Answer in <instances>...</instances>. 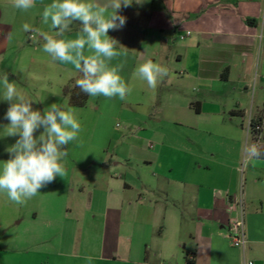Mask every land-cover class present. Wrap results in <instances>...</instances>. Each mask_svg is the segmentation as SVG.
Returning a JSON list of instances; mask_svg holds the SVG:
<instances>
[{"label": "crops", "instance_id": "crops-1", "mask_svg": "<svg viewBox=\"0 0 264 264\" xmlns=\"http://www.w3.org/2000/svg\"><path fill=\"white\" fill-rule=\"evenodd\" d=\"M49 3L24 12L0 0V77L20 92L36 72H51L63 90L79 78L74 66L40 54L38 33L22 30L27 23L52 34L42 22ZM118 12L126 23L108 35L127 55L111 63L124 62L120 74L144 119L156 109L157 120L189 130L180 163L162 161L165 136L155 133V152L126 156L145 162L143 180L108 168L79 185L75 214L58 217L49 205L42 219L33 211L7 221L0 264H88V255L91 264H264V159L246 151L255 143L249 124L262 116L264 125V0H132ZM149 59L169 69L156 88L135 74ZM256 144L264 146V134ZM241 205L245 250L230 239Z\"/></svg>", "mask_w": 264, "mask_h": 264}, {"label": "clouds", "instance_id": "clouds-1", "mask_svg": "<svg viewBox=\"0 0 264 264\" xmlns=\"http://www.w3.org/2000/svg\"><path fill=\"white\" fill-rule=\"evenodd\" d=\"M131 3L132 0H51L43 8L42 22L55 31L49 34L27 23L22 30L38 33L44 41L43 51L53 61L70 64L81 73L75 86L82 92L123 101L132 90L120 74L125 65L111 62L127 53L117 48L118 41L108 33L123 28L126 18L118 10ZM35 6L36 0H12L16 10L27 12ZM74 22L80 24L76 36L64 38ZM135 74L149 88H156L169 76V69L149 59L136 67ZM0 99L9 102L4 117L10 122L7 136L19 137L6 149L10 158L0 161V192L6 193L11 202L23 205L57 176L64 177L62 161L68 155L64 146L78 140L81 125L72 111L64 110L60 104H52L43 113L34 110L33 100L9 81L7 73L0 77ZM41 128L39 136L34 135ZM246 151L249 158L264 156L256 143ZM84 259L91 264L94 258L88 255Z\"/></svg>", "mask_w": 264, "mask_h": 264}, {"label": "rangeland", "instance_id": "rangeland-1", "mask_svg": "<svg viewBox=\"0 0 264 264\" xmlns=\"http://www.w3.org/2000/svg\"><path fill=\"white\" fill-rule=\"evenodd\" d=\"M40 54L48 55L43 50ZM35 76L34 81L24 78L21 86V93L33 100V109L43 113L52 104H60L64 110L72 111L81 125V130L77 141L64 146L68 151L67 157L62 161L66 170L64 177L57 176L23 205L11 202L6 193L0 192V249L7 221L12 222L14 218L28 216L33 211L39 212L42 219L45 207L49 205L55 208L54 214L58 217H69L72 209L75 214L77 209L74 206L82 200L79 185L83 181L102 176L108 168L115 169L119 176L124 174L128 180L139 182L141 177L143 180L145 162L136 156L142 154L144 149L155 152L161 146V141L154 139L155 133L165 136L166 150L163 154L166 155L162 157V161L176 169L180 163L178 157L182 154L178 151L181 148L179 142L190 134L187 128L157 120L156 109L147 113L148 117L144 119L141 109L133 104L131 92L123 101L103 96L90 97L85 108H73L58 80L51 79H54L51 72H36ZM8 107L9 102L0 99V161L10 158L6 149L19 138L7 136L6 126L10 122L4 117ZM42 131L43 128L34 135L39 136ZM147 142H152L151 149H148ZM130 154L136 156L127 159L126 156ZM94 168L101 169V172H93ZM153 168L159 171L157 166ZM144 184L150 183L145 179Z\"/></svg>", "mask_w": 264, "mask_h": 264}, {"label": "trees", "instance_id": "trees-1", "mask_svg": "<svg viewBox=\"0 0 264 264\" xmlns=\"http://www.w3.org/2000/svg\"><path fill=\"white\" fill-rule=\"evenodd\" d=\"M79 28H80V24L77 26V30H79ZM79 78H81V73H79ZM75 81L76 80H73L64 89V93L66 97L69 98V102L71 106L82 108L86 106L90 96L82 92L78 86H75ZM263 134H264L263 117L258 116L256 119H253L251 126V135L253 137L254 142L256 143L259 140V137ZM260 149L261 151H264V146L260 147ZM260 159H264V156H262Z\"/></svg>", "mask_w": 264, "mask_h": 264}, {"label": "built area", "instance_id": "built-area-1", "mask_svg": "<svg viewBox=\"0 0 264 264\" xmlns=\"http://www.w3.org/2000/svg\"><path fill=\"white\" fill-rule=\"evenodd\" d=\"M191 33L189 32L188 35ZM252 122L249 124L248 132L251 133ZM244 208L241 205V214L238 218L233 219L230 222V239L235 248L245 250L248 245V240L246 236L245 229V216H244ZM245 264H254L253 262L245 263Z\"/></svg>", "mask_w": 264, "mask_h": 264}]
</instances>
